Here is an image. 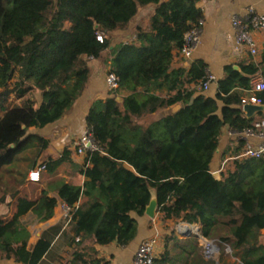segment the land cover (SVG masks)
Returning <instances> with one entry per match:
<instances>
[{
    "label": "trees",
    "instance_id": "obj_1",
    "mask_svg": "<svg viewBox=\"0 0 264 264\" xmlns=\"http://www.w3.org/2000/svg\"><path fill=\"white\" fill-rule=\"evenodd\" d=\"M197 2L0 0V205L15 198L48 147L29 130L54 124L71 109L90 81V60L104 63L119 84L92 102L85 117L97 149L73 167L82 186L54 176L71 163L68 149L43 161L48 191L37 201L18 199L12 219L0 220L2 259L45 264L57 237L69 238L66 264H109L95 246L127 247L137 234L132 214L142 217L154 195L160 222L197 225L200 236L216 244L219 258H206L195 240L181 242L171 233L152 264H219L226 254L233 264H264V156L235 158L244 144L238 139L218 180L210 170L222 130L238 135L252 127L254 118L245 117L240 100L264 66V52L259 63L241 64L239 71L226 66L215 96H205L198 89L206 74L202 62L187 71L171 69L184 36L203 20ZM148 6L154 10L147 26H136L131 41L115 43L113 35ZM256 95L264 105V91ZM176 104L181 107L174 114L138 123ZM30 150L34 156L22 174L15 166ZM58 203L71 210L70 223L49 228L29 245L23 217L45 223Z\"/></svg>",
    "mask_w": 264,
    "mask_h": 264
},
{
    "label": "crops",
    "instance_id": "obj_2",
    "mask_svg": "<svg viewBox=\"0 0 264 264\" xmlns=\"http://www.w3.org/2000/svg\"><path fill=\"white\" fill-rule=\"evenodd\" d=\"M248 6H253L258 13L264 15V0H198L197 7L203 18L200 43L188 60L183 59L178 52H174L171 69H185L187 71L194 63L202 62L206 66V72L211 73L217 81L223 77L226 66H230L233 69L236 68L239 71V65L241 64L259 63L260 55L264 52V31L255 35V42L258 48L256 56H250L247 52L238 49L233 39L234 29L231 21L235 16H243L244 10ZM153 10L152 6L139 9L129 28L126 31L115 33L114 36H118L119 41H131L134 37V28L136 26L146 27L148 18L153 13ZM93 63L91 64L95 70L92 71L88 85L64 117L45 128H31L29 130L30 134L40 136L48 141V147L40 154L36 166H40L49 157L52 159L59 157L64 149L69 150L71 163L62 164L55 171L54 176L64 183H70L75 186H82L84 182L83 177L76 174L73 168L74 165L81 166L83 164L84 156L75 152L73 143L86 131L85 117L92 102L97 99H104L110 95L105 81L107 66L105 64L101 65V63L94 60ZM262 72H264V66L252 80L261 78ZM216 81L210 84L206 92H202L205 96L211 98L215 96L217 91ZM117 98H120V101L117 102L121 103V97ZM172 110H174V106L146 116L145 118L148 119V122L144 125L171 113ZM252 118H254V121L261 120L259 114H255ZM237 141L238 136L235 133L226 128L222 130L218 148L210 164L211 174L213 172L220 173L223 163L233 155L232 152L238 145ZM251 141L255 144L259 142L258 139H251ZM27 176L23 184L18 188L15 198L8 199L5 204L0 205V220L2 222L7 223L12 219L16 213L18 199L37 201L43 191H48L45 182L41 179L42 175L38 183L29 182ZM48 179H51V177L49 176ZM152 198H154V195H152ZM132 217L136 216L132 215ZM136 218L138 221V232L133 242L126 248L117 247L115 244L104 247L95 246L99 257L108 260L109 264H132L133 255L143 240L152 236L160 237L162 233L161 222L158 220L157 213L153 219L145 215ZM23 221L28 223L27 230L30 232L29 245H34L42 233L49 228L59 224H64L63 226L67 227L64 220V205L61 203H58L54 208L53 216L45 223L36 224L30 214L24 216ZM261 235L263 236L261 241L264 244V229L261 231ZM187 236L184 238L188 240ZM87 244L91 245L90 242H87ZM71 249L69 238L58 239L55 237L50 250L51 258L45 259V264H66L70 259ZM163 250L164 247L160 248L158 245L157 255L162 253ZM233 262L234 259L230 255H224L219 264H233ZM0 264L17 263L0 257ZM175 264L181 263L175 262Z\"/></svg>",
    "mask_w": 264,
    "mask_h": 264
},
{
    "label": "built area",
    "instance_id": "obj_3",
    "mask_svg": "<svg viewBox=\"0 0 264 264\" xmlns=\"http://www.w3.org/2000/svg\"><path fill=\"white\" fill-rule=\"evenodd\" d=\"M232 28L234 29L233 39L236 47L242 51L247 52L250 56H256L258 54V48L255 42L256 33L264 31V15L258 13L253 6H248L244 10L243 16H235L231 21ZM203 20H200L196 26H194L184 36V43L181 50L178 52L179 55L188 60L198 44L202 34ZM97 39L102 41V37L97 35ZM106 85L110 92L116 91L119 88L118 79L112 73L106 75ZM215 77L206 72L203 82L200 84L198 89L202 92H206L211 83H214ZM264 91V80L261 78L253 79L251 81L250 89L244 93L240 100V108L247 104L251 105H262V101L257 97V93ZM238 139L244 142L240 152L235 157L237 159L248 158V159H259L264 156V119L254 121L252 127L238 134ZM251 139H258V143H253ZM73 148L78 155H85L88 151H96L91 136L86 129L73 143ZM43 167L36 166L32 169L27 176V180L32 183H38L40 181L41 172ZM64 220L65 226L71 221V210L64 205ZM188 227H194L196 236L205 243L203 253L206 258H212V253L216 252L217 247L211 243L206 242L200 236L199 227L197 225H189ZM159 245L158 236H152L148 239L143 240L137 247L132 264H152L153 259L157 255V248ZM226 252H230L226 249ZM213 259V258H212Z\"/></svg>",
    "mask_w": 264,
    "mask_h": 264
},
{
    "label": "rangeland",
    "instance_id": "obj_4",
    "mask_svg": "<svg viewBox=\"0 0 264 264\" xmlns=\"http://www.w3.org/2000/svg\"><path fill=\"white\" fill-rule=\"evenodd\" d=\"M119 37L118 36H114L113 35V40L115 41V43H117V42H119ZM123 39V38H122ZM122 42H125V41H122ZM91 63H93V60H90V62H89V65H90V67H91V71H93V70H95V68H94V66L91 64ZM98 63H100V62H98ZM94 64V63H93ZM101 65H104V63H101ZM108 71V69H106V71H105V73H108L107 72ZM107 75V74H106ZM111 93V92H110ZM113 93V92H112ZM18 101H16V102H14V103H17ZM13 103V102H12ZM148 122V119H146V118H142V119H139L138 120V123H141L142 125H144V124H146ZM31 151H33V150H30V151H25L24 153H23V157H25L26 158V160H22V161H20V162H18L17 163V165L15 166V168L20 172V173H26L27 172V169H28V164H29V160H31V158H33V156H34V154L31 152ZM35 152V151H34ZM22 156V155H21ZM29 159V160H28ZM27 175H28V173H27ZM6 180H7V182H8V178H5ZM42 179V178H41ZM8 184L9 185H11V186H13L12 184H11V182L9 183L8 182ZM0 197H1V193H0ZM133 216H135L134 214H132ZM137 217V216H136ZM136 217H133L134 219L136 218ZM159 220V219H158ZM136 223H137V232H138V221H137V218H136ZM182 225H185L188 229L187 230H185L184 231V233H182V234H180V232H179V227L180 226H182ZM194 227H188L187 225H186V223H182V222H178V223H173V222H171V223H169V222H166V223H162L161 222V235H160V237H159V247L160 248H163L164 247V238L168 235V234H171V233H173L174 234V236L177 238V240H179V241H186L187 239L186 238H184L187 234H188V232H189V235L187 236V238L188 239H191V240H195L196 242H197V244L199 245V246H202V247H204V245H205V243H203V241L201 240V239H199L197 236H196V234L197 233H195V231H194V229H193ZM136 236H137V234H136ZM135 236V237H136ZM262 238H263V236H262ZM262 238H261V240H262ZM135 239V238H134ZM206 242H209V241H207V240H205ZM133 242V241H132ZM131 242V243H132ZM130 243V244H131ZM212 243V242H211ZM129 244V245H130ZM213 245H215L216 246V244H214V243H212ZM128 245V246H129ZM217 247V246H216ZM126 248V247H125ZM218 254V255H217ZM229 254H226V256H228ZM212 258H219V251H218V247H217V250H216V252H213L212 253Z\"/></svg>",
    "mask_w": 264,
    "mask_h": 264
},
{
    "label": "water",
    "instance_id": "obj_5",
    "mask_svg": "<svg viewBox=\"0 0 264 264\" xmlns=\"http://www.w3.org/2000/svg\"><path fill=\"white\" fill-rule=\"evenodd\" d=\"M97 26L95 25V28ZM236 70V68H235ZM116 101H120V98H116ZM180 109V104H176L174 105V110H172L171 113L167 114V115H172L175 112H177ZM242 111L245 114L246 118H252L255 114H260V113H264V105H251V104H247L245 106L242 107ZM212 177L215 179H219L220 175L218 172H213ZM144 215L147 216L150 219H153L156 215V200L155 198H152L148 204V206L146 207L145 211H144ZM189 235V232L188 234Z\"/></svg>",
    "mask_w": 264,
    "mask_h": 264
},
{
    "label": "bare ground",
    "instance_id": "obj_6",
    "mask_svg": "<svg viewBox=\"0 0 264 264\" xmlns=\"http://www.w3.org/2000/svg\"><path fill=\"white\" fill-rule=\"evenodd\" d=\"M188 228L185 225H182L179 227V232L180 234L184 233L185 230H187ZM183 235V234H182Z\"/></svg>",
    "mask_w": 264,
    "mask_h": 264
}]
</instances>
